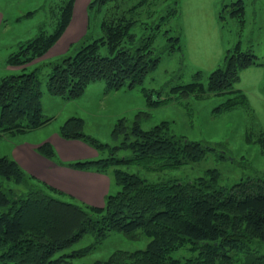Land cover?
<instances>
[{"label": "trees", "instance_id": "trees-1", "mask_svg": "<svg viewBox=\"0 0 264 264\" xmlns=\"http://www.w3.org/2000/svg\"><path fill=\"white\" fill-rule=\"evenodd\" d=\"M74 3L63 0L53 30L40 28L9 54L8 64L23 69L0 78V137L36 129L52 119L43 114V66L49 67L48 91L66 99L80 97L97 80L106 81L113 89L134 86L161 58L153 45L161 27L182 15L181 0H91L88 8L100 15L103 35L93 40L86 35L68 54L28 71L65 32ZM224 10L243 27V0L224 3L221 19ZM139 25L144 31L134 32ZM165 33L169 41L165 49L182 48L180 35H170V29ZM103 47L107 53H101ZM253 65H264V61L237 44L211 72L208 87L198 81L200 73L196 81L178 87L186 94L205 90L231 93L223 106L249 107L237 84L241 71ZM144 90L149 104L163 102L153 100L150 90ZM113 133L115 138L124 136L119 144L101 142L84 132V120L76 116L66 120L59 132L63 138L86 141L100 154L95 160L63 164L105 172L120 186L117 193L106 197L103 206L63 200L58 197L59 190L37 180L15 159L0 157V176L9 181L0 183V264H79L75 259L90 253L93 246L69 248L86 234L102 240L111 231L131 238L142 233L149 241L143 249L117 250L95 264H264V179L241 181L227 189L219 184V170L209 169L192 181L152 182L121 166L135 163L177 168L203 159L208 148L171 134L166 121L144 130L138 122L129 127L122 118ZM261 140L264 144V134ZM39 149L50 158L55 154L49 142ZM122 150L131 155L121 156Z\"/></svg>", "mask_w": 264, "mask_h": 264}, {"label": "rangeland", "instance_id": "rangeland-1", "mask_svg": "<svg viewBox=\"0 0 264 264\" xmlns=\"http://www.w3.org/2000/svg\"><path fill=\"white\" fill-rule=\"evenodd\" d=\"M62 1L0 0V10L4 15L3 24L0 26V78L6 74L20 73L15 70L7 71L9 54L18 48L20 42L34 37L40 28L45 27L51 32L55 26L54 18L58 6ZM75 1L77 9L71 27L81 28V25H84L83 28H87L89 25L87 33L89 40L102 36L100 15L97 16L88 8L90 2L84 11L81 8L83 0ZM244 1L247 9L246 25L241 28L238 21L229 15V11L224 10L222 14L225 18H220L221 37L224 42H227L226 38L232 37L234 42L238 33L242 32L243 49L252 50L261 61H264V14L260 12L259 7L255 8L257 0ZM217 4L219 11H222V0ZM181 9L183 13V1ZM30 11L32 13L29 14ZM183 18V15L173 17L161 27L153 43L155 49L161 53V58L145 75L143 81L134 86L127 84L119 89H113L108 87L106 81L97 80L90 83L80 97L66 99L48 91L46 81L49 67L43 66L41 73L44 91L43 114L52 119L36 129L0 137V157L8 152L14 141L36 142L49 139L55 133H59L66 120L73 116L83 118L84 132L87 135L111 145L119 144L124 137L121 135L115 138L113 133L115 125L122 118L129 127L138 122L144 130L166 121L170 125L171 134L176 137L203 143L208 148L205 157L177 168H160L158 165L147 167L135 163L122 165L121 168L137 173L152 182L174 179L187 182L204 176L209 169H218L219 184L227 189L241 181L264 179V144L261 140V135L264 134V115L263 118L259 117L251 108L249 101V107L241 105L226 108L223 104L232 96L231 93L218 94L205 90L186 94L178 87L196 81V75L199 73L198 81L208 87L211 72L223 63L224 56L231 47L226 44L225 52H221L219 57L218 47L213 38L215 28H185ZM166 29H170L172 36L176 34L181 36L182 48L165 49L169 42ZM133 31L140 33L144 28L139 25L133 28ZM101 53H107V49L101 48ZM56 56L51 55L44 61L30 66L28 71L57 59ZM262 86L263 83L261 89ZM144 88L150 90L153 100L163 102L157 105L149 104ZM120 155H131V152L122 150ZM113 182L110 194H115L120 189L115 180ZM0 183L7 184L9 181L0 176ZM58 197L71 201L65 196ZM140 234L139 238H131L121 231H111L102 240H97L93 234H86L69 249H81L92 245L90 253L75 261L79 264H95L97 260L109 258L117 250L135 251L145 248L149 238ZM174 255L178 256L179 251L174 252Z\"/></svg>", "mask_w": 264, "mask_h": 264}, {"label": "crops", "instance_id": "crops-1", "mask_svg": "<svg viewBox=\"0 0 264 264\" xmlns=\"http://www.w3.org/2000/svg\"><path fill=\"white\" fill-rule=\"evenodd\" d=\"M182 1L184 2L182 15L184 17L183 24L185 28H215V36L213 38L216 42V47H218L217 55L219 57L221 56V52H225L226 44L231 45L228 49L237 44H240L243 48L242 32L238 33L234 42H232V37L226 38L227 42H224L223 37H221L219 29L221 28V19L218 15L220 12L219 4H217L219 0ZM233 1L235 0H222V5ZM76 2L74 3L71 22L75 19ZM89 2L90 0H83L81 8L84 11ZM258 7L260 8V12L264 14V0H257L255 8L257 9ZM246 13L247 9L245 5V23L242 28L246 25ZM3 16L0 10V26L3 24ZM71 22L44 58L30 64L28 68L42 60L44 61L51 55H57L56 58H59L58 56L68 54L73 46L87 35L89 25L87 28H83L84 25H81V28H77V26L72 28ZM22 69V67L9 65L7 71H21ZM263 82L264 65H253L241 71L240 82L238 84V87L247 96L251 108L262 118L264 115V92L261 89ZM44 142H49L54 148L55 154L53 158L41 153L39 147ZM4 156H10L15 159L26 172L33 175L37 180L54 187L61 192L59 195L65 196L75 202L103 206L106 197L111 193L113 188V179L105 172L74 168L63 164V162L76 160H95L100 157L96 148L82 139H66L59 133H55V135L44 141H14Z\"/></svg>", "mask_w": 264, "mask_h": 264}]
</instances>
